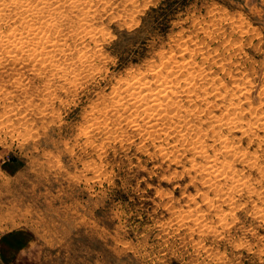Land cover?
<instances>
[{"label": "rangeland", "instance_id": "rangeland-1", "mask_svg": "<svg viewBox=\"0 0 264 264\" xmlns=\"http://www.w3.org/2000/svg\"><path fill=\"white\" fill-rule=\"evenodd\" d=\"M94 1L83 5L95 8L91 23L72 9L54 34L67 43L60 63L73 61L66 66L77 83L62 77L66 66L57 76L14 60L0 65V236L23 228L35 238L17 264H264V215H257L264 200L251 195L264 192L260 172L245 169L255 191L233 209L223 206L232 214L220 219L203 200L216 186H206L199 165L191 169L190 153L173 159L165 154L171 148L154 146L104 107L120 81L155 79L158 69L179 72L194 61L192 69L215 82L208 91L241 95L246 108L236 110L248 119L263 115L264 0ZM15 22L0 20V30ZM83 25L96 28L98 41L70 33ZM222 100L209 111L225 113ZM95 118L106 122L98 130ZM243 140L262 152L264 143ZM189 207L206 213L205 224L181 220Z\"/></svg>", "mask_w": 264, "mask_h": 264}, {"label": "bare ground", "instance_id": "bare-ground-1", "mask_svg": "<svg viewBox=\"0 0 264 264\" xmlns=\"http://www.w3.org/2000/svg\"><path fill=\"white\" fill-rule=\"evenodd\" d=\"M86 1L89 0H0V20L10 18L12 19V21H17L15 23H19L18 25H14L15 23L12 24L10 28L8 27V31L5 29L2 31L0 30V65L8 60H14L16 63L21 62L23 64H30L39 72L40 70L44 72H48L49 70L53 73V71L56 70L53 74L57 76L61 75V68L69 64H61L64 59L68 60L66 56L69 52V48L66 49V42H59V40L55 38L54 34L58 32V30L63 29L61 19L62 17H68L72 9H76V11L78 10L81 13L83 12L82 17L79 16L81 13L77 17V20L79 19L78 21L80 23L83 22L85 25L87 22L91 23L89 21L90 18L93 15H96L94 11L95 8L94 10L92 9L93 11H91L89 5L88 8L86 7V9V5L83 6ZM96 11L99 10L97 9ZM77 20H75V22ZM76 24L75 26L78 25ZM81 24L80 26H82ZM80 28L82 27H79V29ZM88 28L85 27L83 31L76 30L70 33H74V35L81 38H86L85 36L88 34L90 36V39H96V28ZM61 35L63 36V34ZM61 35L58 34V36L60 37ZM61 60L63 61L61 62ZM70 62L73 63V61ZM193 65L194 61H189L185 65V68L181 67V69H184L179 72L173 71L174 69L167 72H165L166 70L164 71L163 69H158L156 70L157 72L155 73V76L153 75L155 79L149 78L145 75H141L134 76L132 79L120 81L119 86L117 85L118 89L116 88L117 90L114 91V96L111 97V95H109L107 100L108 102L105 103L106 105L104 104V106L102 104L105 108H109V110L107 108L106 110L103 106L102 107L108 113L111 110H114V112L116 111L115 114H119L117 117L118 120L123 119V121H126V124L131 127L133 132L136 131L138 134H142V137L151 140L154 146H158L160 149L164 148L165 150L166 148L167 150L168 148H171V150H166L167 153L165 154L168 155V152L171 151V156L173 157V159H177L178 155H180L181 153H190L192 155L189 160V162L191 163V169L194 170L199 165L200 169L198 168L197 172L199 173V175H205L202 178L204 179V183H206V186H216V188H214L215 190L213 191L214 195L212 197L206 195L203 200L206 202L207 208L215 209V212L217 211V214L221 219L222 216L226 218L229 214H232L231 212L227 213V210L223 209V206H230V209H233L240 203L242 197L249 194L248 192L255 191V189L253 190L254 179L253 181L250 179L251 177L247 179V176L244 174L245 169H255L260 172L261 178L258 182L264 183V165L263 161H261V159L263 158L262 155H264V136L258 133V130L264 132V114L261 115L259 114V112L256 114V118L248 119L247 116L243 115L241 111L236 110L238 109V107H241V109L246 108L245 104L247 103V100L241 99V95L234 96L232 94H228V92L226 93V95L225 92L222 94L223 89L221 92V90H219L217 87H214L213 90L208 91L210 85L211 87L215 86V82L208 83L206 73L204 71H199L198 73H196L195 70H193L195 68L192 69V67H194ZM65 68L66 70H63L62 68L63 72L69 69V67L67 69V66ZM64 73L65 74L62 75V77H66L65 79L67 80L68 84L74 85V83H77V76H79V74H76V76L71 74L72 76H70V72L67 71L68 74L66 72ZM82 81L83 80H81V82ZM239 89V93L240 91L242 92L241 94L247 91V87L244 86L243 88L241 87ZM235 92L237 91L235 90ZM97 96L99 97V95ZM221 98L223 99L222 103L224 104L220 106L224 108L225 113H223L222 115H217L216 113H213L214 111L210 112V107L219 105H215L214 102L218 99L221 100ZM217 103H219V101ZM96 111L98 110L96 109ZM106 111L105 113H102L103 111L101 112L103 116L104 114H106ZM251 114H253V112ZM111 115L114 117L113 114ZM96 116L98 117V115ZM9 117V115H4L3 122H9L11 120V118L10 120L8 119ZM110 118L111 117H109L108 119ZM94 120H96V118ZM97 121L98 120H96L92 124L93 128H96L97 130L98 128H101L103 123H106L103 121V123ZM123 121H121V123ZM112 122L114 123V121ZM121 123L120 125L116 124V126L118 125V127H122ZM207 123H209L208 126H206ZM125 127L122 128L125 129ZM133 132L131 133L133 134ZM244 137L249 138L247 144L251 142H257V146H263L262 152L255 154V152L251 151L252 149H248L247 145H244ZM251 195L253 200L260 197L264 200V192H253ZM200 211V207L198 210L189 207L186 212L184 211L185 213H181L183 215L180 218L182 221L188 220L190 221V223L192 221L199 220L206 221V219H208V216L206 215V213ZM257 215H264V207H262V209L257 212ZM205 221H203L204 224ZM224 221H226V219ZM209 224H207L206 226H208Z\"/></svg>", "mask_w": 264, "mask_h": 264}, {"label": "crops", "instance_id": "crops-1", "mask_svg": "<svg viewBox=\"0 0 264 264\" xmlns=\"http://www.w3.org/2000/svg\"><path fill=\"white\" fill-rule=\"evenodd\" d=\"M30 230L15 229L0 236V257L5 264H17L34 243ZM20 259V260H19Z\"/></svg>", "mask_w": 264, "mask_h": 264}]
</instances>
